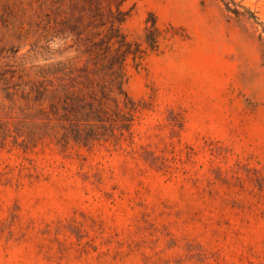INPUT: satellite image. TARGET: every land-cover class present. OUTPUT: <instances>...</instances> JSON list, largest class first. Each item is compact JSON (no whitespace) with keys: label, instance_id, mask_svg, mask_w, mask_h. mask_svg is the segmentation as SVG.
<instances>
[{"label":"rangeland","instance_id":"rangeland-1","mask_svg":"<svg viewBox=\"0 0 264 264\" xmlns=\"http://www.w3.org/2000/svg\"><path fill=\"white\" fill-rule=\"evenodd\" d=\"M119 11L134 111L114 91L25 147L49 101L0 81V264H264V0H0V68H83ZM75 131L99 136L57 144Z\"/></svg>","mask_w":264,"mask_h":264},{"label":"trees","instance_id":"trees-1","mask_svg":"<svg viewBox=\"0 0 264 264\" xmlns=\"http://www.w3.org/2000/svg\"><path fill=\"white\" fill-rule=\"evenodd\" d=\"M113 23L101 42H94L92 39L86 40L78 45L77 52L82 56H87L88 65L83 68H76L74 65H62L58 69L41 70V81H25V75L19 74L14 66L8 69L0 68V81L3 84L2 91L7 100L16 103V100H22L28 105H40L43 101L48 100L49 104L45 109H38L37 115L44 121V127L40 131H27L23 145L29 147L35 145L39 139L48 133L50 123L56 121L58 123H66L67 121L77 122L83 116L86 121H103L107 116L106 105L108 103L117 104V100L112 98V92L117 91L118 95L124 96V107L129 111L135 110V104L129 99L123 90L124 84V65L129 55H136L137 50H133V45L126 41V37L121 33L119 27L115 23H122L121 12L112 14ZM153 31L151 35H155V23H153ZM118 45L113 52L112 46ZM91 76L101 77L102 83L94 84ZM79 80H82L79 82ZM81 88L89 89L91 102L87 103V112L81 105V99L78 91ZM94 89H98L100 97L95 95ZM118 110V106L116 107ZM81 110V111H80ZM122 121H131L126 116H120ZM126 118V119H125ZM127 128L124 126L123 128ZM64 129V125L61 126ZM15 140L18 141L22 136L20 128L15 129ZM6 133L5 136L6 137ZM98 134H82L75 131L72 135L63 134L60 138H56V142L62 148H67L70 141L88 145L94 140ZM103 136V135H102ZM109 137H116L115 131L111 132Z\"/></svg>","mask_w":264,"mask_h":264}]
</instances>
